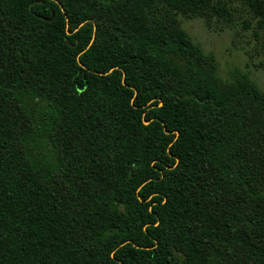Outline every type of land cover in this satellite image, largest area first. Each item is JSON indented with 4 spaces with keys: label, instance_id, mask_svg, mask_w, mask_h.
I'll return each mask as SVG.
<instances>
[{
    "label": "trees",
    "instance_id": "obj_1",
    "mask_svg": "<svg viewBox=\"0 0 264 264\" xmlns=\"http://www.w3.org/2000/svg\"><path fill=\"white\" fill-rule=\"evenodd\" d=\"M231 2L0 0V264H264V92L179 21Z\"/></svg>",
    "mask_w": 264,
    "mask_h": 264
},
{
    "label": "rangeland",
    "instance_id": "obj_2",
    "mask_svg": "<svg viewBox=\"0 0 264 264\" xmlns=\"http://www.w3.org/2000/svg\"><path fill=\"white\" fill-rule=\"evenodd\" d=\"M229 8V16L180 14L179 21L204 52L216 56L222 79L228 80L237 68L264 92V30L239 0H232Z\"/></svg>",
    "mask_w": 264,
    "mask_h": 264
},
{
    "label": "water",
    "instance_id": "obj_3",
    "mask_svg": "<svg viewBox=\"0 0 264 264\" xmlns=\"http://www.w3.org/2000/svg\"><path fill=\"white\" fill-rule=\"evenodd\" d=\"M148 123V122H147Z\"/></svg>",
    "mask_w": 264,
    "mask_h": 264
}]
</instances>
